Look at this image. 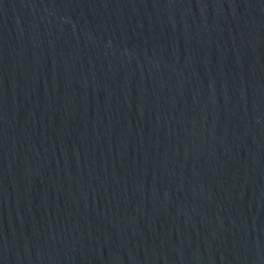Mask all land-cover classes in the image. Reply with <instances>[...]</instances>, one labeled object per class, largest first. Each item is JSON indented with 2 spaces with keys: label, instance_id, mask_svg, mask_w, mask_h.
I'll return each mask as SVG.
<instances>
[{
  "label": "water",
  "instance_id": "95a60500",
  "mask_svg": "<svg viewBox=\"0 0 264 264\" xmlns=\"http://www.w3.org/2000/svg\"><path fill=\"white\" fill-rule=\"evenodd\" d=\"M0 264H264V0H0Z\"/></svg>",
  "mask_w": 264,
  "mask_h": 264
}]
</instances>
